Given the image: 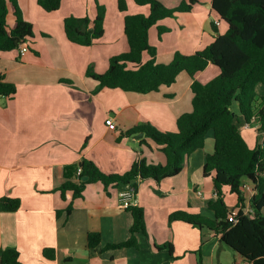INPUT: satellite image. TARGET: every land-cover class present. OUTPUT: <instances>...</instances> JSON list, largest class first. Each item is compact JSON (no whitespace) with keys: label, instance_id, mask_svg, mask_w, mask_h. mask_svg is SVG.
Returning a JSON list of instances; mask_svg holds the SVG:
<instances>
[{"label":"crops","instance_id":"crops-1","mask_svg":"<svg viewBox=\"0 0 264 264\" xmlns=\"http://www.w3.org/2000/svg\"><path fill=\"white\" fill-rule=\"evenodd\" d=\"M117 1L61 0L58 9L45 11L37 0H18L33 35L22 56L17 49L0 51V74L16 86L12 99L0 97V197L20 201L17 210L0 211V249L15 247L24 264H231L233 251L212 230L168 221L176 211L213 218L207 204L216 193L211 174H203L205 156L213 150L212 132L178 174L159 181L137 180L136 206L143 209L145 230L134 234L133 246L106 248L130 237L132 214L118 205L119 186L87 183L77 198L71 191L62 197L57 190L71 172L66 167L82 157L107 173H123L138 158L164 164L166 156L151 138L141 142L121 132L143 123L176 131L177 117L192 109L193 79L205 83L219 72L208 63L193 78L182 71L174 83L148 93L98 88V82L86 75L87 68L102 73L111 56L128 49L125 14L149 12L148 6L133 0H125L127 9L120 11ZM160 1L175 7L182 0ZM97 2L106 8L102 37L88 46L69 41L64 18H93ZM6 22L12 26L11 12ZM158 25L167 29L160 36ZM226 29L212 0H197L190 11L176 12L150 27L148 37L156 60L167 63L175 52L203 49ZM148 58L144 53L142 60ZM259 90L258 96H264V88ZM109 115L113 130L105 124ZM240 130L250 147L264 138L257 127L242 124ZM234 197L226 201L230 207L236 205ZM89 232L100 234L94 248L87 246ZM46 248L54 250V258L43 254Z\"/></svg>","mask_w":264,"mask_h":264},{"label":"trees","instance_id":"trees-1","mask_svg":"<svg viewBox=\"0 0 264 264\" xmlns=\"http://www.w3.org/2000/svg\"><path fill=\"white\" fill-rule=\"evenodd\" d=\"M137 5H146L147 14H125L124 34L128 49L109 58L107 69L97 73L89 66L86 75L98 82V88H119L125 91L148 93L163 85L175 82L184 71L192 78L208 63L219 72L202 83H191L192 109L176 119V131L160 130L150 123L135 125L121 132L120 136L132 137L142 132L141 142L151 138L166 156L164 164L147 163L144 158L134 160L123 173L102 171L92 160L82 157L69 165L68 178L58 186L61 196L71 191L72 197L82 196L87 183L101 182L122 187L130 184L137 189V180L152 178L159 181L178 174L187 158L204 146L206 135L212 132L213 150L207 153L203 174H211L216 197L208 202L214 212L213 218L186 211L172 212L168 221L181 220L196 227L212 230L233 251L231 264H264V144L257 141L250 147L241 134L244 123L257 124V131L264 135V96H258L256 85H264V0H212V8L219 20L227 25L224 33L217 34L203 49L192 54L175 52L167 63L156 60V48L150 44L148 32L158 21L172 17L176 12L190 11L197 0H182L177 6H166L160 0H133ZM45 11L59 8L61 0H37ZM120 11L127 9L125 0H118ZM95 16H67L63 28L67 39L88 46L102 37L106 8L96 3ZM11 12L14 22L8 27L6 18ZM158 35L167 31L157 26ZM31 22L25 17L18 0H0V51L17 49L18 45L32 37ZM144 53L149 55L142 60ZM15 84L0 74V97L12 99ZM259 99V102L257 101ZM235 104L236 109H233ZM80 168V172L77 170ZM86 176L87 179L82 178ZM250 182L253 193L248 199L251 211H245V194L241 185ZM226 193L236 196V205L230 207ZM20 201L10 196L0 197V211H15ZM71 205L66 208L69 213ZM130 237L125 241L107 244L106 248H121L135 245L134 234L145 230L144 212L132 206ZM236 210L235 220L227 214ZM59 213V211H57ZM100 234L89 232L87 246L96 247ZM43 254L54 258V250L46 248ZM200 263V261H199ZM0 264H24L15 247L0 249Z\"/></svg>","mask_w":264,"mask_h":264},{"label":"built area","instance_id":"built-area-1","mask_svg":"<svg viewBox=\"0 0 264 264\" xmlns=\"http://www.w3.org/2000/svg\"><path fill=\"white\" fill-rule=\"evenodd\" d=\"M215 24H219L218 20H214ZM18 53L20 56L24 55L28 51V45H27V40L23 41L20 43L17 47ZM105 124L107 125L108 128L110 129H115V123L113 120V117L109 115L106 120ZM250 126H254L255 128L257 127V124H249V123H244L243 127L244 128H249ZM260 144H264V138L260 140ZM77 172H80V168H78ZM241 190L245 194L246 199L248 200L250 196L253 193V186L250 182H245L241 185ZM118 205L122 209H129L130 207L136 205V189L132 187L130 184H125L124 186L120 187L118 190ZM245 211H251V208L248 207V203L245 202ZM235 215H236V210L230 211L227 214V219L229 221H234L235 220Z\"/></svg>","mask_w":264,"mask_h":264},{"label":"rangeland","instance_id":"rangeland-1","mask_svg":"<svg viewBox=\"0 0 264 264\" xmlns=\"http://www.w3.org/2000/svg\"><path fill=\"white\" fill-rule=\"evenodd\" d=\"M260 87H263V88H264V85H262V84H258V85H257V89H256L257 92L260 91V90H259ZM233 109H234V110L236 109L235 104L233 105ZM209 133H210V132H209ZM230 199H233V201H234V200H235L234 195L226 194V196H225V200L229 203V202H230Z\"/></svg>","mask_w":264,"mask_h":264},{"label":"water","instance_id":"water-1","mask_svg":"<svg viewBox=\"0 0 264 264\" xmlns=\"http://www.w3.org/2000/svg\"><path fill=\"white\" fill-rule=\"evenodd\" d=\"M142 136H143V133H142V132H139V133L135 134V135L133 136V138H134V139H139V138H141ZM82 179L85 180V179H87V177L84 176Z\"/></svg>","mask_w":264,"mask_h":264}]
</instances>
